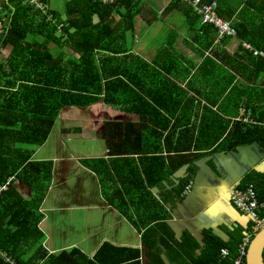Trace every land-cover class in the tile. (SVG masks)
Returning a JSON list of instances; mask_svg holds the SVG:
<instances>
[{"label": "trees", "instance_id": "16d2710c", "mask_svg": "<svg viewBox=\"0 0 264 264\" xmlns=\"http://www.w3.org/2000/svg\"><path fill=\"white\" fill-rule=\"evenodd\" d=\"M144 1L69 0L66 14L52 9L54 18L50 20L23 0H8L6 7L11 13L6 14L7 26L0 38V55L2 47L9 48L6 58H0V186L9 180L7 189L0 192V264H119L138 257V249L109 242H103L93 257L77 247L53 254L43 244L45 233L40 223L44 214L40 207L51 185L52 162L30 161V147L47 141L64 108L103 102L142 115L147 131L143 129L141 136L145 141L135 148L128 137L122 142L124 149L119 144L117 152L141 154L142 147L149 143L152 149L162 150L164 139L169 151L185 154L177 165L170 155L84 159L83 164L98 175L110 204L135 224L136 214L143 226L169 216L168 198H158L152 189L165 188L170 176L184 164L193 165L196 158L225 148L221 145L209 150L227 131L226 127H216L212 109L208 108L200 121L197 115L192 124L179 116L183 105L199 102V94H188L180 80L191 77L187 87L197 92L199 82L218 86L203 96L211 104L218 100L213 95L233 85L232 98L251 112L256 124L247 128L238 123L229 147L253 141L264 146V58L243 45L249 42L254 49L264 50V0H216L218 14L236 28V36L221 39L216 27L203 24L201 15L189 3L173 0L168 4L163 13L183 12L194 28L201 23L197 34L202 49L214 45L212 33L222 40L199 67L188 58L148 60L133 52L129 36L136 34L140 16L148 23L157 19L142 15ZM233 37L238 45L231 54L223 47ZM52 47L61 48L59 54ZM219 54L223 55V64L218 63ZM183 71L187 74H180ZM215 72L220 80L214 78ZM234 73L242 79V85L234 84L238 81ZM165 104L175 108L166 111L169 117L159 109ZM160 117L166 123L160 124ZM188 150L196 153H185ZM257 178L250 175L240 188L254 184L259 200L264 202V179ZM16 180L32 188L29 197L17 189ZM190 182V177L182 181L178 198H183ZM222 247L216 248L213 257L219 262L224 261L219 260ZM208 249H214L213 242ZM135 263L140 264L138 258Z\"/></svg>", "mask_w": 264, "mask_h": 264}, {"label": "crops", "instance_id": "0c3cea01", "mask_svg": "<svg viewBox=\"0 0 264 264\" xmlns=\"http://www.w3.org/2000/svg\"><path fill=\"white\" fill-rule=\"evenodd\" d=\"M47 1L53 10L66 14V4L69 0ZM172 1L145 0L142 15L157 19L148 23L140 16L137 32L129 36V44L132 45L135 54L148 60L188 58L199 67L203 58L212 56L214 48L222 40H219L217 36L215 38V34L212 33L214 45L210 47L211 49H202L198 35L201 23L196 24L194 28L190 25V18L183 12L173 10L163 13ZM7 3L8 0H0V13H8ZM9 12L11 13L10 10ZM237 45L238 40L233 37L223 48L234 54ZM8 51L9 48L2 47L0 57L6 58ZM222 56L219 54L218 63L223 64ZM194 72L192 70V74ZM180 74L187 73L183 71ZM215 75L217 76L214 78L220 80V74L217 72ZM234 75L238 78L234 84L242 85L239 82L242 80L239 75L235 73ZM190 78L180 80V86L190 95L198 93L200 97L197 95L196 98L199 102L183 105L179 109L182 112L179 116L185 117L192 124L198 116L200 121L208 108L213 110L216 127H226L227 131L215 140L210 149L206 148L203 151L223 145L222 147L225 148L207 154H218L216 159L222 167H217L213 159H209L207 165L210 170L202 175L203 184L196 192L194 199L185 200V196L177 197V189L182 181L189 177L190 181L194 180L198 170L194 163L193 165L188 163L190 164L188 175L179 179L178 183L175 182L174 175L186 164L170 176L171 179L166 182L165 188L152 189L158 198L164 196L168 198L165 203L169 216L162 221L143 226L141 221L139 222V216L133 214L137 222L136 224L131 222L105 198L98 175L83 164L84 159L99 157L109 159L113 156L138 158L145 155L174 156L173 164H179L184 153L169 151L164 139L162 150L152 149V143H149L142 147L141 154L127 155L125 151L117 152L118 145L128 137L133 141L135 148L140 145V142L145 141L141 136L142 130L145 129L142 125V115L129 113L121 107H113L103 102L85 108L76 107L79 111H75L73 107H67L62 110L47 141L43 145L30 147L32 149L30 161L52 162L51 185L40 207L44 214L40 223L45 233L43 244L50 253L58 254L77 247L93 257L103 242H109L116 247L139 250L138 257L119 264H136V258L139 259L140 264H230L232 262V256L235 253L237 255L240 242L251 230L252 219L235 207L230 199V193L243 186L250 175L254 174L258 177L257 179L260 177L264 179V146L258 141H253L251 143H258L260 147L253 146L238 156H227V153L236 147L250 144L229 147L235 140L233 134L237 130L238 123L247 125V128L256 124L252 120L251 112L247 111L245 106L239 105L238 100L232 98L235 96L232 90L233 85H230L227 91H220L213 95L218 100L211 104L203 96L214 92L219 87L209 84L207 86L199 82L198 92L190 90L187 87ZM262 80L261 77L260 81ZM260 105L262 110L263 105ZM159 109L165 117H169L166 111L175 108L165 104ZM75 120L79 121L78 127L72 125ZM158 122L166 123V119L160 117ZM173 122L172 119V124ZM72 133L88 139V142L83 143L85 154L69 149L68 142H76ZM165 134L167 135V132ZM107 138L109 145L106 143ZM122 147L124 149L123 144ZM185 153H196V151L188 150ZM14 184L25 197L32 194V188L20 180H16ZM93 210H97V217L92 216ZM214 230L218 234L214 233ZM210 242L214 244L212 250L208 249ZM219 246L229 247L232 251L231 256L225 258L223 262L213 258ZM132 252L129 251L128 254H133Z\"/></svg>", "mask_w": 264, "mask_h": 264}, {"label": "built area", "instance_id": "2783aa9c", "mask_svg": "<svg viewBox=\"0 0 264 264\" xmlns=\"http://www.w3.org/2000/svg\"><path fill=\"white\" fill-rule=\"evenodd\" d=\"M115 0H104L106 3H112ZM189 3L193 9L201 15L203 24H213L218 33V37L224 38L227 36H236V28L229 20H226L220 16L217 12V1L204 2L203 0H183ZM24 3H28L40 10L47 16L48 19H53V11L50 4L44 0H23ZM8 19L6 14L0 13V38L4 34ZM244 47L254 50L255 55H259L264 58V50L254 49L249 42L243 43ZM9 180L4 185L0 186V192L7 189ZM191 183H189L183 193L186 194L190 191ZM231 201L240 211L245 212L252 219V228L244 237L243 241L238 246V252L235 257L232 256L231 264H245L247 260L248 247L257 233L264 226V216L262 211L264 209V202L259 200L258 192L255 189L254 184H250L245 188H237L231 193ZM231 249L223 246L219 253V260H224L231 256ZM9 259V258H8ZM13 264H16L13 262Z\"/></svg>", "mask_w": 264, "mask_h": 264}, {"label": "water", "instance_id": "95a60500", "mask_svg": "<svg viewBox=\"0 0 264 264\" xmlns=\"http://www.w3.org/2000/svg\"><path fill=\"white\" fill-rule=\"evenodd\" d=\"M260 147L258 143H250L245 146H238L236 149L229 151L227 153V156L233 155V156H238L240 153L245 151L246 149H249L251 147ZM217 155L216 153L204 156L202 158L197 159V161H194V165L198 167V170L196 171V175L194 180H192L191 183V188L190 191L187 192L186 194L183 195L185 196V200L189 199H194L196 196V192L200 188V186L203 184V178L202 175L207 173V170H210V167L207 165V162L209 159H213V161L216 163L217 167H222L217 162ZM190 164L184 165L175 175V182H179V179L185 178L188 175V168ZM235 190V189H234ZM233 190V191H234ZM232 191V192H233ZM231 192V193H232ZM231 193H230V199H231ZM183 199V201H184ZM214 233L218 232L216 230L213 231ZM264 226L254 235V238L252 239L249 249H248V254H247V264H264Z\"/></svg>", "mask_w": 264, "mask_h": 264}, {"label": "rangeland", "instance_id": "374dc122", "mask_svg": "<svg viewBox=\"0 0 264 264\" xmlns=\"http://www.w3.org/2000/svg\"><path fill=\"white\" fill-rule=\"evenodd\" d=\"M3 10L5 11V9H3ZM7 11L9 12V10H7ZM50 20H53V19H50ZM60 50H61V48H59V47L58 48L52 47V51L53 52H57V54H59V51ZM62 50H63V48H62ZM133 52H135V51H133ZM0 58H3L4 59V57H0ZM122 58H127V57H122ZM73 108H74L75 111H79V108H76V107H73ZM72 125L74 127H78L79 126V121L78 120L73 121L72 122ZM71 135L76 139V142L75 141L68 142L69 149H74L75 151H79L82 154H85V150L83 148V143L84 142H88V139H85L84 137L80 136L77 133H72ZM92 216L93 217H97L98 216L97 210H93ZM139 222H140V220H139ZM139 222L137 223L138 226H139Z\"/></svg>", "mask_w": 264, "mask_h": 264}]
</instances>
